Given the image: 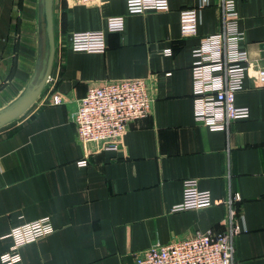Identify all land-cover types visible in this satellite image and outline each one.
I'll return each mask as SVG.
<instances>
[{
  "label": "crops",
  "instance_id": "crops-1",
  "mask_svg": "<svg viewBox=\"0 0 264 264\" xmlns=\"http://www.w3.org/2000/svg\"><path fill=\"white\" fill-rule=\"evenodd\" d=\"M234 3L251 64L235 104L249 114L210 129L194 118L192 52L220 30V0H168L167 9L137 13L125 0H53L48 80L28 110L0 127V251L12 244L11 227L47 216L54 230L19 248L22 264H132L155 242L221 229L224 201L237 194V264H264V85L254 75L264 67V0ZM187 7L199 11L197 34L182 38ZM117 15L122 30H108ZM96 30L103 51L71 49V32ZM45 44L41 0H0V108L38 81ZM126 77L152 87L149 114L127 124L117 150L80 143L77 100L89 85ZM189 178L221 202L174 210Z\"/></svg>",
  "mask_w": 264,
  "mask_h": 264
},
{
  "label": "built area",
  "instance_id": "built-area-1",
  "mask_svg": "<svg viewBox=\"0 0 264 264\" xmlns=\"http://www.w3.org/2000/svg\"><path fill=\"white\" fill-rule=\"evenodd\" d=\"M78 3L105 0H75ZM131 13L146 10H164L168 0H125ZM221 28L204 35L193 49L191 65L194 118L210 129H225L236 119L246 118L248 107L235 104V94L243 88L244 79L251 67L248 53L240 47L243 34L238 28V15L234 0H220ZM197 7L180 10L179 29L182 38L195 36L198 24ZM123 17L107 18V29L121 31ZM74 51H103L106 47L103 30L75 31L69 34ZM254 75L264 85V67H255ZM145 78H119L89 85L85 95L77 100L73 124L80 143H101L102 148L117 150L127 124L149 114L153 95ZM52 102L59 103L58 95ZM80 166L87 161H78ZM237 194L224 201L227 205L221 229H208L193 236L178 238L169 243L155 242L134 254L132 264H237L235 237L239 232L236 223L239 211L235 203ZM210 191L198 188L197 179L182 181V200L174 210L201 208L214 203ZM54 226L49 217H41L11 227L7 234L11 240L7 251H0L1 264H22L19 248L51 233Z\"/></svg>",
  "mask_w": 264,
  "mask_h": 264
},
{
  "label": "water",
  "instance_id": "water-1",
  "mask_svg": "<svg viewBox=\"0 0 264 264\" xmlns=\"http://www.w3.org/2000/svg\"><path fill=\"white\" fill-rule=\"evenodd\" d=\"M42 19L46 36V53L40 77L32 86L24 89L14 100L0 108V127L22 115L38 98L48 80L54 57L53 0H41ZM264 49V43L262 44ZM264 56V53H263Z\"/></svg>",
  "mask_w": 264,
  "mask_h": 264
}]
</instances>
